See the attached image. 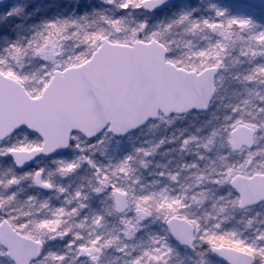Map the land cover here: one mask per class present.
I'll return each mask as SVG.
<instances>
[{
    "label": "snow or ice",
    "instance_id": "1",
    "mask_svg": "<svg viewBox=\"0 0 264 264\" xmlns=\"http://www.w3.org/2000/svg\"><path fill=\"white\" fill-rule=\"evenodd\" d=\"M44 7L0 0V264H264V22Z\"/></svg>",
    "mask_w": 264,
    "mask_h": 264
},
{
    "label": "trees",
    "instance_id": "2",
    "mask_svg": "<svg viewBox=\"0 0 264 264\" xmlns=\"http://www.w3.org/2000/svg\"><path fill=\"white\" fill-rule=\"evenodd\" d=\"M30 2L35 4L45 5L44 9H42V18H43L44 12H46L48 16H51L56 12V8H55L56 5H61V4L67 5L68 3L71 2V0H30ZM193 2L195 1L193 0ZM217 3L227 7L237 6L234 3H232L230 0H218Z\"/></svg>",
    "mask_w": 264,
    "mask_h": 264
},
{
    "label": "rangeland",
    "instance_id": "3",
    "mask_svg": "<svg viewBox=\"0 0 264 264\" xmlns=\"http://www.w3.org/2000/svg\"><path fill=\"white\" fill-rule=\"evenodd\" d=\"M194 1L196 2V0H194ZM215 1L218 2V0H215ZM223 7H226L234 15L235 14L250 15L257 22H264V14L263 13H259V12L253 11L251 9H247V8H243V7H237V6H233V7L223 6Z\"/></svg>",
    "mask_w": 264,
    "mask_h": 264
},
{
    "label": "water",
    "instance_id": "4",
    "mask_svg": "<svg viewBox=\"0 0 264 264\" xmlns=\"http://www.w3.org/2000/svg\"><path fill=\"white\" fill-rule=\"evenodd\" d=\"M12 0H6V2H11ZM239 5H243L249 8H253L259 11L264 12V7H262V5H264V0H231ZM216 260H223V257H219V256H215ZM224 264H227V261L224 260Z\"/></svg>",
    "mask_w": 264,
    "mask_h": 264
}]
</instances>
